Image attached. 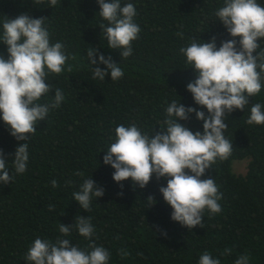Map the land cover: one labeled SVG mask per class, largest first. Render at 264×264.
Here are the masks:
<instances>
[{
    "label": "trees",
    "instance_id": "trees-1",
    "mask_svg": "<svg viewBox=\"0 0 264 264\" xmlns=\"http://www.w3.org/2000/svg\"><path fill=\"white\" fill-rule=\"evenodd\" d=\"M257 2L264 6V0ZM126 3L136 7L134 22L141 31L132 42V54L122 58L121 50L108 47L103 36L100 24L108 22L99 14L98 0H57L54 7L48 0L41 4L0 0V40L6 19L21 14L45 17L50 43H63L66 53L76 57L66 62L61 74H48L46 83L52 90L37 102L50 104L57 88L65 99L37 122L36 132L27 141L10 134L0 112V150L9 175L14 176L8 184L0 182V264H30L26 253L38 237L52 243L69 239L86 252L92 251V243L102 246L110 253L108 264H199L205 252L220 264H235L241 255L250 257L249 264H264V125L246 123L253 104L264 106V72L261 91L250 97L244 110L226 115L225 138L233 143L231 156L217 159L201 177L214 178L223 193L218 201L221 212L212 214L205 209L203 227L189 229L171 218L173 209L160 192L168 178L158 180L153 174L146 187H133L131 178L115 181V169L103 163L107 149L117 139V126L135 124L151 137L166 128L165 110L173 100L207 115V108L196 104L187 90L198 73L180 49L193 38L203 43L215 37L217 48L233 39L214 15L225 0H121L122 7ZM180 31L183 37L177 35ZM257 43L260 47L254 55L264 51V38ZM93 47L98 49V64L91 66L87 51ZM7 49L0 41V55L5 59ZM100 53L111 56L122 68L120 80L112 81L110 71L104 80H93L92 67L106 68L99 63ZM179 122L193 132L204 131V121L195 113ZM24 142L29 145V160L27 170L20 174L12 161L16 148ZM245 157V173L234 172L232 161ZM90 177L105 191L102 197L92 198L87 211L73 193ZM53 179L58 182L56 188L51 185ZM49 205L55 207L49 210ZM78 216L91 217L95 229L91 238L75 228L68 235L59 232L61 223L73 225ZM121 249L129 255L121 257ZM226 249L231 252L225 254Z\"/></svg>",
    "mask_w": 264,
    "mask_h": 264
},
{
    "label": "clouds",
    "instance_id": "clouds-1",
    "mask_svg": "<svg viewBox=\"0 0 264 264\" xmlns=\"http://www.w3.org/2000/svg\"><path fill=\"white\" fill-rule=\"evenodd\" d=\"M35 3L41 4L43 0H35ZM48 3L54 7L57 0H48ZM98 3L100 16L108 22L100 24L108 47L120 49L122 58L129 57L133 52L132 42L138 39L141 31L134 22L136 7L132 3L122 7L121 0H98ZM214 15L222 21L233 39L223 41L217 48L215 37L211 42L203 43L193 38L189 46L180 49L187 63L198 73L197 79L188 83L187 90L192 93L196 104L207 108L208 114L173 100L165 110L168 117L164 121L166 128L161 127L149 137L142 134L135 124L128 127L119 125L115 129L117 139L103 157V163L115 169L113 179L117 182L131 178L133 187L144 188L153 174L158 180L168 178L167 186H161L160 192L173 209L171 218L189 229L197 225L203 227L205 209L212 214L221 212L218 201L223 199V193L214 178L201 177L217 159L227 160L231 156L233 143L225 138L228 128L224 122L226 115L236 109L244 110L250 103V97L261 91V73L264 72V51L254 55L260 47L258 38H264V6L257 0H225V5ZM44 21L45 17L21 14L3 22L0 41L8 45L9 56L5 59L0 55V112L10 134L18 141H27L29 135L36 132L37 122L45 120L50 110L64 101L63 92L57 88L50 104L37 102L52 90L51 84L46 83L48 74H61L66 62L76 58L66 53L63 43H50ZM177 35L183 37V32ZM235 37H240L239 41ZM97 52L94 47L87 51L91 66L98 64ZM99 63L106 68L92 67L93 80H104L109 71L112 81L124 76V71L111 56L105 57L100 53ZM68 71H71V66H68ZM262 107L260 103L252 105L247 124L264 125ZM191 113L204 121L203 133L193 132L179 122L190 119ZM28 148L26 142L16 148L12 161L16 173L23 174L27 170ZM8 169L3 150H0V182L4 184L14 180ZM77 175L82 173L77 172ZM51 185L53 188L59 186L55 179ZM104 191L90 177L83 181L73 197L84 210L90 211L92 198L102 197ZM119 194L123 195V192ZM149 199L153 200L152 197ZM54 207L49 205V210ZM73 228L85 238H91L95 231L90 216H78L73 225L61 223L59 232L68 235ZM163 234L167 235L166 232ZM90 247L92 251L86 252L73 246L69 239L52 243L38 237L29 247L26 260L30 264H108L110 253L107 249L94 243ZM230 252L231 249L225 250V254ZM120 255L126 257L129 253L121 249ZM249 261L248 255H241L235 264H249ZM199 264H220V260L205 252Z\"/></svg>",
    "mask_w": 264,
    "mask_h": 264
},
{
    "label": "rangeland",
    "instance_id": "rangeland-1",
    "mask_svg": "<svg viewBox=\"0 0 264 264\" xmlns=\"http://www.w3.org/2000/svg\"><path fill=\"white\" fill-rule=\"evenodd\" d=\"M247 157L241 159H234L232 161V169L236 173H245L247 169Z\"/></svg>",
    "mask_w": 264,
    "mask_h": 264
}]
</instances>
